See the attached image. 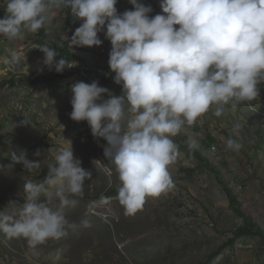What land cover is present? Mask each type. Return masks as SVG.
<instances>
[{"label":"rangeland","instance_id":"obj_1","mask_svg":"<svg viewBox=\"0 0 264 264\" xmlns=\"http://www.w3.org/2000/svg\"><path fill=\"white\" fill-rule=\"evenodd\" d=\"M138 2L151 6L150 17L162 14L160 0ZM115 7L118 14L133 10L129 0H117ZM60 10L69 9H59L39 36L0 39V209L10 211V201L22 204L25 182L43 180L68 141L92 177L84 183L83 196L61 210L75 228L60 241L40 246L38 255L25 240L0 233L14 264H200L214 252L209 264H264V82L256 100L226 106L219 117L212 108L173 137L178 146L177 160L169 167L174 187L127 215L115 198L120 182L103 154L106 141L93 137L86 121L70 119V87L76 82L97 81L112 95L122 94L121 86L103 80L98 71L109 67L111 45L102 30L100 46L68 47L75 18L70 11L62 17ZM41 45L56 50L55 60L75 66L59 74L49 71L37 48ZM108 98L107 93L102 97ZM229 138L242 144L239 152L226 148ZM13 151H24L40 168L29 172L12 164ZM37 151L40 156L34 155ZM102 196L107 202H101ZM239 227L248 232L238 235ZM57 250L61 256L54 261Z\"/></svg>","mask_w":264,"mask_h":264},{"label":"clouds","instance_id":"obj_2","mask_svg":"<svg viewBox=\"0 0 264 264\" xmlns=\"http://www.w3.org/2000/svg\"><path fill=\"white\" fill-rule=\"evenodd\" d=\"M116 3L6 0L0 36L23 41L26 33L36 34L50 24L61 8L82 21L68 47L100 46L98 33L104 31L111 45L108 66L122 94L112 95L97 81L76 82L70 87V119L86 121L92 136L106 141L103 154L120 182L115 198L132 215L149 197L174 187L169 167L177 160L178 146L173 137L212 108L219 117L226 106L234 109L259 97L258 85L264 82V0H160L162 14L154 17L149 16L151 6L138 0H129L133 10L122 14ZM37 48L49 71L59 74L75 66H68L64 58L55 60L54 48ZM106 93L109 98L102 99ZM225 143L233 152L242 147L233 138ZM11 162L29 172L40 168V162L27 159L24 151H13ZM91 177L68 141L48 164L43 180L25 182L24 202L10 201V211L0 209V233L25 240L38 255L40 246L60 241L75 228L61 210L83 196L84 183ZM107 200L101 197V202ZM60 256L57 250L54 261Z\"/></svg>","mask_w":264,"mask_h":264},{"label":"crops","instance_id":"obj_3","mask_svg":"<svg viewBox=\"0 0 264 264\" xmlns=\"http://www.w3.org/2000/svg\"><path fill=\"white\" fill-rule=\"evenodd\" d=\"M101 35L103 36L102 38H105L104 33H101ZM0 39L2 41V40H4V37L0 36ZM5 49H7V47ZM3 239L5 240V238H3ZM14 263H16V262H15L14 258L9 256V254L7 253V249H6L5 245L0 243V264H14Z\"/></svg>","mask_w":264,"mask_h":264},{"label":"trees","instance_id":"obj_4","mask_svg":"<svg viewBox=\"0 0 264 264\" xmlns=\"http://www.w3.org/2000/svg\"><path fill=\"white\" fill-rule=\"evenodd\" d=\"M3 4H6V0L3 2ZM59 12H61L60 14H61L62 16L66 15V14L64 13L65 11H59ZM66 18H67V16H66ZM72 24H73V26H74V21H72ZM36 34L39 36V33H36ZM56 46H57V45H56ZM57 47H58V46H57ZM103 80H106V81H113V78H112V79H104V78H103ZM116 85H117V84H116ZM117 86L120 87V85H117ZM120 88H121V87H120ZM228 193H229V195H230V197H231L232 195H231V192H230L229 190H228ZM246 232H248V231H247V229L244 228V227H239L238 230H237V234H238V235L245 234ZM215 255H216V252L210 254L209 257L207 258V260L204 261V262H201L200 264H209V263L215 258Z\"/></svg>","mask_w":264,"mask_h":264},{"label":"bare ground","instance_id":"obj_5","mask_svg":"<svg viewBox=\"0 0 264 264\" xmlns=\"http://www.w3.org/2000/svg\"><path fill=\"white\" fill-rule=\"evenodd\" d=\"M79 26L80 25H74V28L76 29ZM98 71H99V75L102 78H104V79H112L114 77V73L110 71L109 67L108 68H105V69L104 68H100V69H98Z\"/></svg>","mask_w":264,"mask_h":264},{"label":"built area","instance_id":"obj_6","mask_svg":"<svg viewBox=\"0 0 264 264\" xmlns=\"http://www.w3.org/2000/svg\"><path fill=\"white\" fill-rule=\"evenodd\" d=\"M60 11H70V9L69 10H60ZM81 23H82V21L75 19V24L74 25H80Z\"/></svg>","mask_w":264,"mask_h":264}]
</instances>
